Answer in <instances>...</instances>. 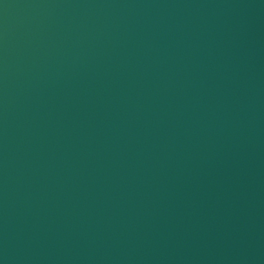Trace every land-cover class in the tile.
<instances>
[{
	"label": "water",
	"instance_id": "obj_1",
	"mask_svg": "<svg viewBox=\"0 0 264 264\" xmlns=\"http://www.w3.org/2000/svg\"><path fill=\"white\" fill-rule=\"evenodd\" d=\"M0 264H264V0H0Z\"/></svg>",
	"mask_w": 264,
	"mask_h": 264
}]
</instances>
